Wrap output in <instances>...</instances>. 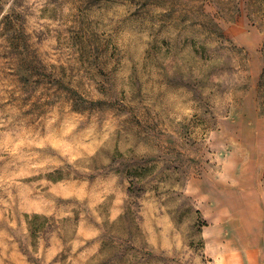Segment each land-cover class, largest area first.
<instances>
[{"label": "rangeland", "instance_id": "obj_1", "mask_svg": "<svg viewBox=\"0 0 264 264\" xmlns=\"http://www.w3.org/2000/svg\"><path fill=\"white\" fill-rule=\"evenodd\" d=\"M257 148L264 0H0V264H213Z\"/></svg>", "mask_w": 264, "mask_h": 264}, {"label": "crops", "instance_id": "obj_2", "mask_svg": "<svg viewBox=\"0 0 264 264\" xmlns=\"http://www.w3.org/2000/svg\"><path fill=\"white\" fill-rule=\"evenodd\" d=\"M262 149L250 153L244 163L247 167L234 178L236 187L214 192L208 213L204 210L214 221L205 231L208 243L216 247L213 264H258L256 250L264 246V188L256 189L259 178L255 168L264 163ZM244 253L253 257L245 260Z\"/></svg>", "mask_w": 264, "mask_h": 264}]
</instances>
